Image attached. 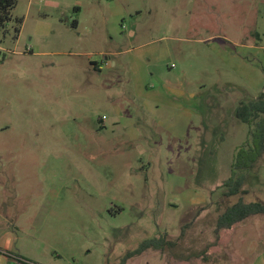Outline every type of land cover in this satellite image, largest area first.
I'll return each mask as SVG.
<instances>
[{"label":"rangeland","instance_id":"obj_1","mask_svg":"<svg viewBox=\"0 0 264 264\" xmlns=\"http://www.w3.org/2000/svg\"><path fill=\"white\" fill-rule=\"evenodd\" d=\"M15 1L0 26V253L120 264L165 238L126 264H253L264 215L195 255L238 201L223 185L248 138L238 101L264 92V0ZM257 33L254 50L225 39ZM257 175L247 203H264Z\"/></svg>","mask_w":264,"mask_h":264},{"label":"trees","instance_id":"obj_2","mask_svg":"<svg viewBox=\"0 0 264 264\" xmlns=\"http://www.w3.org/2000/svg\"><path fill=\"white\" fill-rule=\"evenodd\" d=\"M16 6L15 0H0V26L3 27L11 21L12 10ZM19 25L22 20L18 22ZM21 29L16 28V34H20ZM235 117L243 124L249 126L248 138L245 143L236 149L232 161L231 177L224 183L226 189L223 193L224 199L238 198L234 204L223 208L214 222L215 242L198 253L196 258L203 257L205 261L209 260L208 249L218 244L221 233L231 230L238 224H242L250 218L264 215V203L245 202L244 198L249 195L250 191L246 189L248 179L251 174L258 178L260 170L264 166V93H261L257 99L251 101H241L236 110ZM183 234V233H182ZM165 238L152 239L143 242L136 250L127 253L120 264H126L128 260L143 254L144 252L155 249L165 251ZM175 246L176 243H167ZM9 260L21 262L16 256L5 254ZM188 258L187 261H191Z\"/></svg>","mask_w":264,"mask_h":264},{"label":"crops","instance_id":"obj_3","mask_svg":"<svg viewBox=\"0 0 264 264\" xmlns=\"http://www.w3.org/2000/svg\"><path fill=\"white\" fill-rule=\"evenodd\" d=\"M74 24L77 26V22H75ZM250 34L248 36L241 37V38L240 37H238V38L236 37L237 39L233 38V37L232 38L225 37V39L227 40V42L230 43V45L234 44L236 47H241L243 49H248V50H254L257 47H259L260 41H261V37H260V34H258V33L256 34V36H258V38H259L258 39L259 42H257L253 38L250 37ZM131 36H135V32H131ZM237 53H238V55H232V58H234V60H236L238 62L245 63L247 61V57L245 56L246 53L245 52H240V53L237 52ZM114 65H117V63H114ZM94 70L100 71L101 68L99 66L95 65L94 66ZM239 103H240V101H238V104ZM174 108H175L174 111H180L181 113H184L186 111L185 112V114H186L185 117L188 118L186 121H187V124H189L191 116H193L192 115V111H190V109H187L186 107H183L181 104H178V105L174 106ZM0 259H3L4 262H6L8 264H11L10 260L5 256L4 253L3 254L0 253ZM253 264H264V252L255 256Z\"/></svg>","mask_w":264,"mask_h":264},{"label":"water","instance_id":"obj_4","mask_svg":"<svg viewBox=\"0 0 264 264\" xmlns=\"http://www.w3.org/2000/svg\"><path fill=\"white\" fill-rule=\"evenodd\" d=\"M11 264H16V263H13V262H12Z\"/></svg>","mask_w":264,"mask_h":264},{"label":"built area","instance_id":"obj_5","mask_svg":"<svg viewBox=\"0 0 264 264\" xmlns=\"http://www.w3.org/2000/svg\"><path fill=\"white\" fill-rule=\"evenodd\" d=\"M103 119H105V117Z\"/></svg>","mask_w":264,"mask_h":264}]
</instances>
